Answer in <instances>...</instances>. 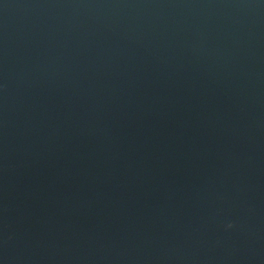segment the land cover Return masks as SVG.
Instances as JSON below:
<instances>
[{"label":"water","instance_id":"1","mask_svg":"<svg viewBox=\"0 0 264 264\" xmlns=\"http://www.w3.org/2000/svg\"><path fill=\"white\" fill-rule=\"evenodd\" d=\"M0 264H264V0H0Z\"/></svg>","mask_w":264,"mask_h":264}]
</instances>
